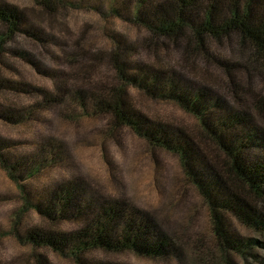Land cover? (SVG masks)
Masks as SVG:
<instances>
[{
	"label": "trees",
	"instance_id": "1",
	"mask_svg": "<svg viewBox=\"0 0 264 264\" xmlns=\"http://www.w3.org/2000/svg\"><path fill=\"white\" fill-rule=\"evenodd\" d=\"M91 1L97 10L117 13L146 30L155 52L180 48L184 64L170 69L135 65L126 54V41L112 34L108 59L114 76L109 83L89 87L60 80L52 94L42 91L43 101L78 108L87 116L106 117L111 128H130L153 148L175 154L185 183L196 189L206 209L216 244V253L208 252L216 256V264H236L232 250L244 253L243 245L250 241L230 234L227 217L234 214L247 225L264 221L260 210L264 207V159L251 155L257 140L264 148V128L257 124L259 120L264 123V93H256L253 87L257 80L264 85V0H124L120 6L118 0ZM35 2L48 12L67 5L66 0ZM27 24L19 8L0 1V65L8 44L19 32H29ZM34 29V38L44 42L40 29ZM227 46L236 57L224 56ZM88 56L71 54L68 59L75 62L77 57ZM194 59L219 70L220 87L206 78H190L186 63ZM6 88H12L11 84L0 78V92ZM132 88L192 115L195 133L157 122L135 109L129 99ZM0 165L17 182L15 172L25 163L0 153ZM20 191L23 202L11 218L10 232L29 248L23 264H52L42 249L69 257L75 264H116L91 257L96 250L179 261L187 256L189 238L181 240L178 230L173 233L153 213L127 200L91 193L84 179L61 185L42 201L33 202L23 185ZM32 207L52 224L77 218L82 225L68 232L52 228L23 231L19 228L21 213Z\"/></svg>",
	"mask_w": 264,
	"mask_h": 264
},
{
	"label": "rangeland",
	"instance_id": "2",
	"mask_svg": "<svg viewBox=\"0 0 264 264\" xmlns=\"http://www.w3.org/2000/svg\"><path fill=\"white\" fill-rule=\"evenodd\" d=\"M0 1L26 14L25 29L29 31L19 32L8 44L0 65V78L12 86L0 92V140L4 142L0 153L25 163L15 172L17 182L0 165V264H23L29 253V248L10 232L11 218L23 202L20 185L27 188L31 200L36 202L78 178L87 182L91 193L111 200H127L153 213L173 233L178 230L181 240L190 239L185 245L187 256L181 261L101 250L91 253V257L116 264H216V256L208 252H215L216 244L206 209L196 189L185 183L175 154L153 148L130 128H111L106 117L87 116L78 108L43 101L42 91L52 94L60 80L89 87L109 83L114 74L108 53L115 34L126 41V54L138 66L176 68L178 63L184 64L180 48L173 46L167 53L155 52L148 43L150 35L146 30L117 13L97 10L91 0H66L67 5L56 12H48L35 0ZM123 1L118 0L117 6ZM34 27L40 29L44 42L34 38ZM82 53L97 60L89 56L83 60L77 57L75 62L68 59L71 54ZM223 54L226 58L237 56L229 46ZM186 64L190 66L191 79L206 78L215 88L220 87L221 73L216 67L200 59ZM253 87L256 93H264L260 80ZM218 92L222 94L223 90ZM129 99L135 109L149 118L195 133V118L176 104L153 99L134 88L130 89ZM257 124L264 128L260 120ZM258 142L251 146V155L263 160L264 148ZM260 210L264 212V207ZM81 225L82 220L77 218L52 224L32 207L21 213L19 228L68 232ZM226 227L232 236L250 241L243 245L244 253L232 250L236 264H264V221L247 225L232 214L227 217ZM41 251L52 264H75L71 258L51 250Z\"/></svg>",
	"mask_w": 264,
	"mask_h": 264
}]
</instances>
